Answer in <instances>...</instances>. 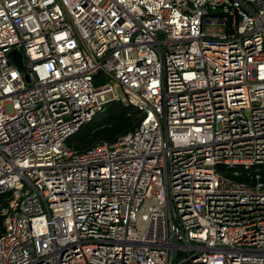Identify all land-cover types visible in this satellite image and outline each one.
<instances>
[{
    "label": "built area",
    "instance_id": "obj_1",
    "mask_svg": "<svg viewBox=\"0 0 264 264\" xmlns=\"http://www.w3.org/2000/svg\"><path fill=\"white\" fill-rule=\"evenodd\" d=\"M120 100L132 131L66 145ZM237 165L264 168V0H0V264H264Z\"/></svg>",
    "mask_w": 264,
    "mask_h": 264
},
{
    "label": "trees",
    "instance_id": "obj_2",
    "mask_svg": "<svg viewBox=\"0 0 264 264\" xmlns=\"http://www.w3.org/2000/svg\"><path fill=\"white\" fill-rule=\"evenodd\" d=\"M141 118V113L126 101L109 102L104 113L83 124L67 139L66 145L74 149L85 150L98 143L114 142L120 135L132 131L139 124ZM221 168L225 171V176L233 177L239 182L249 184L255 173H258L261 180L264 181V168L257 165ZM233 169L238 171V175L235 177L232 175Z\"/></svg>",
    "mask_w": 264,
    "mask_h": 264
},
{
    "label": "water",
    "instance_id": "obj_3",
    "mask_svg": "<svg viewBox=\"0 0 264 264\" xmlns=\"http://www.w3.org/2000/svg\"><path fill=\"white\" fill-rule=\"evenodd\" d=\"M8 58L15 66H17L24 73V77L28 81L27 69L23 62V54L18 50H12L8 54Z\"/></svg>",
    "mask_w": 264,
    "mask_h": 264
},
{
    "label": "rangeland",
    "instance_id": "obj_4",
    "mask_svg": "<svg viewBox=\"0 0 264 264\" xmlns=\"http://www.w3.org/2000/svg\"><path fill=\"white\" fill-rule=\"evenodd\" d=\"M116 91H119V88H116Z\"/></svg>",
    "mask_w": 264,
    "mask_h": 264
}]
</instances>
